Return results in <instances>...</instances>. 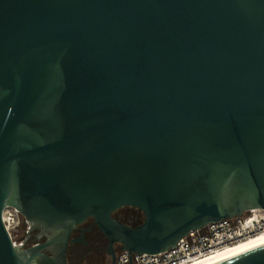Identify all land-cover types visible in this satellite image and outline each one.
<instances>
[{"label":"water","instance_id":"1","mask_svg":"<svg viewBox=\"0 0 264 264\" xmlns=\"http://www.w3.org/2000/svg\"><path fill=\"white\" fill-rule=\"evenodd\" d=\"M121 206L143 220L112 217ZM5 207L50 240L15 245ZM250 209L264 210V0H0V264H64L88 217L112 264L113 243L131 264ZM215 264H264V244Z\"/></svg>","mask_w":264,"mask_h":264},{"label":"built area","instance_id":"2","mask_svg":"<svg viewBox=\"0 0 264 264\" xmlns=\"http://www.w3.org/2000/svg\"><path fill=\"white\" fill-rule=\"evenodd\" d=\"M249 212L248 215L244 212L241 216L209 222L199 229L190 230L176 244L159 253L131 252V264H193L201 261L264 230V215L260 214L264 210L250 209ZM1 217L12 242L20 245L24 237L20 240L16 237L21 225L25 226V233L29 225L13 207H5ZM115 264H130V252L121 249L116 255Z\"/></svg>","mask_w":264,"mask_h":264},{"label":"flooded vegetation","instance_id":"3","mask_svg":"<svg viewBox=\"0 0 264 264\" xmlns=\"http://www.w3.org/2000/svg\"><path fill=\"white\" fill-rule=\"evenodd\" d=\"M112 217L127 223L137 225L143 220V213L131 206H121L115 209ZM52 233L42 234L39 229L31 227L27 235L25 234L24 247H31L35 244H45L50 240ZM109 240L94 223L92 217H88L84 222L75 225L69 235L64 247V264H112V255L108 253ZM119 243L112 244L114 263L117 253L121 250ZM59 242L52 243L42 250V252L55 258L60 251ZM45 264H61V262H47Z\"/></svg>","mask_w":264,"mask_h":264},{"label":"bare ground","instance_id":"4","mask_svg":"<svg viewBox=\"0 0 264 264\" xmlns=\"http://www.w3.org/2000/svg\"><path fill=\"white\" fill-rule=\"evenodd\" d=\"M264 244V230L250 235L245 240L218 251L205 259L193 264H215L257 245Z\"/></svg>","mask_w":264,"mask_h":264},{"label":"rangeland","instance_id":"5","mask_svg":"<svg viewBox=\"0 0 264 264\" xmlns=\"http://www.w3.org/2000/svg\"><path fill=\"white\" fill-rule=\"evenodd\" d=\"M248 214H250L249 210H248V212L247 211L245 212V215H248ZM257 214H259V212H257ZM260 214H263L264 215V212L263 213H260ZM24 227L21 225V228H20V230L18 232V235L16 237L17 240H20L21 238H23L25 236V234H27L24 231Z\"/></svg>","mask_w":264,"mask_h":264}]
</instances>
